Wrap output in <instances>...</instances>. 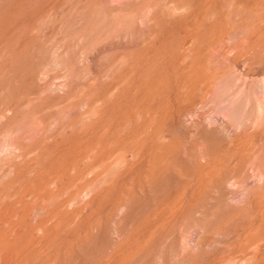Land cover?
Here are the masks:
<instances>
[{
	"label": "rangeland",
	"instance_id": "obj_1",
	"mask_svg": "<svg viewBox=\"0 0 264 264\" xmlns=\"http://www.w3.org/2000/svg\"><path fill=\"white\" fill-rule=\"evenodd\" d=\"M0 264H264V0H0Z\"/></svg>",
	"mask_w": 264,
	"mask_h": 264
},
{
	"label": "bare ground",
	"instance_id": "obj_2",
	"mask_svg": "<svg viewBox=\"0 0 264 264\" xmlns=\"http://www.w3.org/2000/svg\"><path fill=\"white\" fill-rule=\"evenodd\" d=\"M254 235H256V234H254ZM254 235H252V236H254ZM252 236H249V237L252 238ZM257 236H258V234L256 236H254V237H257Z\"/></svg>",
	"mask_w": 264,
	"mask_h": 264
}]
</instances>
